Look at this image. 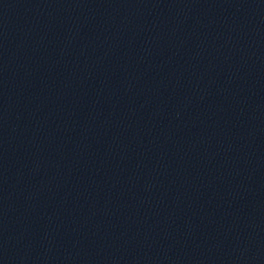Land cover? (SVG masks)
<instances>
[{"label": "water", "instance_id": "obj_1", "mask_svg": "<svg viewBox=\"0 0 264 264\" xmlns=\"http://www.w3.org/2000/svg\"><path fill=\"white\" fill-rule=\"evenodd\" d=\"M0 264H264V0H0Z\"/></svg>", "mask_w": 264, "mask_h": 264}]
</instances>
